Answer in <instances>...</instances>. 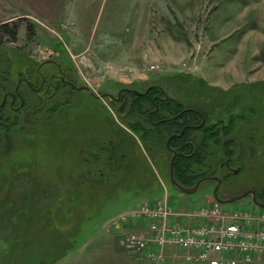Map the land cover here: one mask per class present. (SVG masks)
Wrapping results in <instances>:
<instances>
[{
    "label": "rangeland",
    "instance_id": "rangeland-1",
    "mask_svg": "<svg viewBox=\"0 0 264 264\" xmlns=\"http://www.w3.org/2000/svg\"><path fill=\"white\" fill-rule=\"evenodd\" d=\"M7 21L21 26L17 42L0 50V102L25 70L35 74L46 62L59 63L76 88L95 93L117 97L160 86L229 128L228 161L242 172H222L230 176L225 199L264 189V0H0V23ZM237 39V52L232 47L229 54ZM203 76L234 86L193 80ZM61 90L70 96H25L23 111H0V264L138 263L122 239L146 220L119 228L108 221L158 204L166 191L175 210L217 202L215 182L192 195L171 185V156H148L122 104ZM223 209L262 211L250 197Z\"/></svg>",
    "mask_w": 264,
    "mask_h": 264
},
{
    "label": "built area",
    "instance_id": "built-area-1",
    "mask_svg": "<svg viewBox=\"0 0 264 264\" xmlns=\"http://www.w3.org/2000/svg\"><path fill=\"white\" fill-rule=\"evenodd\" d=\"M143 219L123 236V247L155 264L164 263L171 248L181 249L188 263L199 264H253L264 256V210L231 211L217 202L175 210L166 191L158 204L141 205L108 223L119 228Z\"/></svg>",
    "mask_w": 264,
    "mask_h": 264
},
{
    "label": "trees",
    "instance_id": "trees-1",
    "mask_svg": "<svg viewBox=\"0 0 264 264\" xmlns=\"http://www.w3.org/2000/svg\"><path fill=\"white\" fill-rule=\"evenodd\" d=\"M20 26L15 21L0 23V50L5 43L17 42ZM27 34L29 38L34 36L32 25L27 26ZM193 80L209 85L202 78ZM118 103L122 104L120 113L133 117L128 126L139 137L150 158L169 153L172 159L176 153L174 178L181 186L189 188L200 179L213 176L221 178L224 184L232 177L225 167L230 165L228 160L232 157L228 145L230 140L226 141L229 128L221 122L210 123L208 112L195 104L186 105L176 96L163 94L157 88L143 94L130 89L123 91ZM168 140L170 149L167 147ZM227 170L230 176L222 174Z\"/></svg>",
    "mask_w": 264,
    "mask_h": 264
},
{
    "label": "flooded vegetation",
    "instance_id": "flooded-vegetation-1",
    "mask_svg": "<svg viewBox=\"0 0 264 264\" xmlns=\"http://www.w3.org/2000/svg\"><path fill=\"white\" fill-rule=\"evenodd\" d=\"M36 77H39L41 79V83L37 87L34 84V79ZM67 77H68V73L65 72L63 66L57 62H46L45 64L39 66L36 69L35 74H32V72H27V70H25L22 76L19 77V81L17 85L15 86L14 91H8L3 95V99L0 102V111H5L6 109L14 113L23 111V109L26 107V97L25 96H46L48 99H54L55 96H70V93L62 92L61 88L63 87L69 88L72 90L82 91V92H85L88 96H91L90 92H93V91L90 88H89V91L87 90L88 87L86 86H80L76 88L74 82L68 79ZM162 93L164 94V92ZM93 94L94 96H105L106 95V93L100 94V93H95V92H93ZM121 95L122 93L119 96L121 97ZM120 97L115 102L118 103L120 100ZM94 98L99 99L98 97H94ZM225 167L228 170H230L232 177L242 172V167L239 165H237V167L235 166L231 167L230 165H225ZM225 186L226 184L223 186V180H222V184L218 192V196L221 199H225V196H226L224 194ZM248 190L254 191V195L250 194L248 196L251 199L252 206H256L253 202L254 197L258 203H264V189H258V190L248 189ZM222 206H225V205H222Z\"/></svg>",
    "mask_w": 264,
    "mask_h": 264
},
{
    "label": "water",
    "instance_id": "water-1",
    "mask_svg": "<svg viewBox=\"0 0 264 264\" xmlns=\"http://www.w3.org/2000/svg\"><path fill=\"white\" fill-rule=\"evenodd\" d=\"M152 88H157V89H160L162 92H164L162 87H160V86H152L146 91V93ZM87 90L89 91V88H87ZM123 91H129V89H124V90L120 91L117 97H114L111 94H106L105 96H94L93 92H90V94H91L92 97H98V98H102V99L109 97L112 100L117 101L119 99V97H120L119 95ZM137 93L138 94H143V93H140V92H137ZM167 147H168V149H170V140H168V142H167ZM175 157H176V153H174V155H173V157L171 159V162H170L169 178H170L171 185L176 190H178L180 193H182V194H186V195L195 194L202 184H204L206 182H215L216 183V187L213 190V197L221 205L234 204V203H237V202L247 198L250 194L254 195V191L253 190H247V191L243 192L242 194L234 196V197H231L229 199H221L218 196V192H219V189H220L221 184H222V179H220L217 176L202 178L194 186H192L190 188L183 187L174 178V160H175ZM253 202L259 208L264 209V203H258L255 200V197L253 198Z\"/></svg>",
    "mask_w": 264,
    "mask_h": 264
},
{
    "label": "crops",
    "instance_id": "crops-1",
    "mask_svg": "<svg viewBox=\"0 0 264 264\" xmlns=\"http://www.w3.org/2000/svg\"><path fill=\"white\" fill-rule=\"evenodd\" d=\"M175 38V37H174ZM225 39H228V38H224V39H218V40H216V44H218V42L219 41H221V40H225ZM174 40H178L177 38H175ZM237 42H238V39H237V41L235 42V45H232L230 48H229V50L227 51V52H229V54H232V47H234V49H233V52H237V51H235V49H236V47H237ZM152 50L153 49H151V48H149V50H148V52L149 53H151L152 52ZM231 56V55H230ZM235 59L236 58H233L232 56H231V58L229 57V63H233L234 61H235ZM233 69L234 68H232L231 70H230V72H228V75L229 76H235L236 75V72H233ZM178 72H181V71H178ZM227 75V76H228ZM198 78H202V79H204L205 81H208L207 79H205L204 78V76L203 77H198ZM209 82V81H208ZM256 82H258V81H256ZM243 83H246V82H240V83H238V84H243ZM209 84L211 85V86H213V87H216V88H220V89H224V90H228V89H230V87H232V86H234V85H232V86H230L229 88L226 86L227 84H226V82L225 81H217V82H212V83H210L209 82ZM236 86V85H235ZM228 88V89H227ZM255 207H257V206H255ZM261 209V208H260ZM262 210V209H261ZM111 230V229H110ZM109 230H107V232H108ZM117 234L118 233H125L126 231H123V230H116L115 231ZM114 236H109V237H106L105 239L108 241V243H110V244H113V243H117V241H115V238L116 237H114ZM118 238H119V236H118ZM117 240V239H116ZM131 258H133V260H136L138 263H133L131 260H128V259H125V261H127L129 264H140L141 262H139V261H143V259H139V258H137V257H134V255H131V254H128ZM171 260L172 259V261L174 260L175 262H177V264H179V262H181V260H184L185 262H187L186 260H185V257H184V252H174L173 251V248H171L170 250H169V252H168V257H167V259H166V261L165 262H167L168 260ZM180 260V261H179ZM188 263V262H187ZM161 264V263H160ZM194 264H199V263H194ZM253 264H264V256H260V257H258V258H256V260L254 261V263Z\"/></svg>",
    "mask_w": 264,
    "mask_h": 264
},
{
    "label": "bare ground",
    "instance_id": "bare-ground-1",
    "mask_svg": "<svg viewBox=\"0 0 264 264\" xmlns=\"http://www.w3.org/2000/svg\"><path fill=\"white\" fill-rule=\"evenodd\" d=\"M186 188H188V187H186ZM190 188V187H189Z\"/></svg>",
    "mask_w": 264,
    "mask_h": 264
}]
</instances>
